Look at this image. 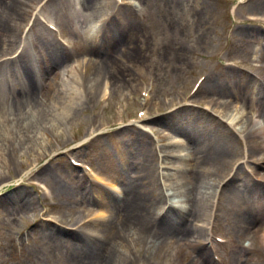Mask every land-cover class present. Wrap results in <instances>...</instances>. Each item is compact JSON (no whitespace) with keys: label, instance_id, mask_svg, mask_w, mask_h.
I'll return each mask as SVG.
<instances>
[{"label":"rangeland","instance_id":"obj_1","mask_svg":"<svg viewBox=\"0 0 264 264\" xmlns=\"http://www.w3.org/2000/svg\"><path fill=\"white\" fill-rule=\"evenodd\" d=\"M37 1L25 0L26 13L19 18L15 43L8 50L0 49V58L11 54L18 37L20 41L25 35L23 54L9 61L14 63L4 69L8 81H2L8 87L4 103L0 101V149L6 159L0 170L4 172L0 177H4L0 181V264H45L46 260L51 264H67L74 248H91L98 245L99 239L101 242L107 239L90 219L100 216H96L97 211L110 209L101 208L100 202L90 195L92 191L108 190L97 181L99 178L73 165L70 158L88 165L121 189L131 179H138L146 194H151L150 185L154 183L165 197L163 189L167 187L163 186L158 155L160 150H171L168 145L173 134L187 144L203 138L205 148L211 147L212 151L220 148L236 163V169L231 171L227 166L209 165V181L201 180L213 189L216 183L232 177L226 186L217 188L220 193L214 207L211 236H207L206 227H196L198 183L192 174L197 171V164L192 158L182 177L184 195L174 199L170 209L162 199L145 205L158 221L172 216L187 227L195 223L194 236L180 239L160 226L157 233L161 238L141 237L135 245L125 242L115 247L116 256L126 255L132 260L130 264H198L202 254L207 264H264L261 240L256 233L249 232L264 231V179L262 183L255 181L264 173V134L257 135L256 123H264V0H165L169 8L166 15L148 5V10L145 5L142 7L146 11L142 15L128 0L124 5L111 0L109 12L96 15L91 21L98 28L97 40L82 34L87 21L83 17L77 21L66 0H43L39 9L45 21L35 10ZM70 4L77 9L81 7L79 0H70ZM126 14L132 25L129 28L124 20ZM248 17L254 21H248ZM48 21L58 34L47 27ZM132 29L137 33L132 37L133 55L113 58L112 71L123 75L121 84L115 85L110 73L107 74L110 80L106 78V67L99 71L95 57L104 58L100 52L109 50L117 37L121 34L127 37ZM58 39L68 47L60 45ZM40 41L55 42L69 56L67 65H80L77 85L82 92L78 113L73 119L67 117L58 122L57 128L38 113L39 108L42 112L50 111L53 96L63 98L60 93L63 82L58 78L61 68L48 61L47 48ZM176 48L182 49V53ZM28 58L33 63L32 74L29 77L15 74L16 68H21ZM84 63L87 64L82 66ZM204 77L192 97L198 80ZM105 81L110 84L108 98H98V93L94 90L93 94L89 86L104 89ZM144 91L146 97L142 95ZM26 94L34 101L26 102ZM210 100L215 103L211 106L214 111L205 109ZM231 109L244 122L241 130L240 126L237 131L232 130L221 118ZM140 111L144 116H138ZM19 121H25L24 128ZM38 131L44 134L46 145L35 140L33 134ZM10 133L13 142L7 144L4 139ZM85 138L87 141L83 142ZM115 142L118 150L111 147ZM146 146L157 149L151 153L150 171L146 168ZM53 148H57L52 151L56 155L46 153ZM41 151L47 155L36 162L28 176L20 179L28 170L27 165L41 157ZM174 160L169 159L171 163ZM33 182L45 185L49 192L33 186ZM160 190L157 188L159 194ZM239 190L244 197L234 202L232 192ZM110 197H116L117 203L122 201L115 192H110ZM204 199L207 204L211 200L210 196ZM108 213L112 217V210ZM44 232L58 234L63 242L43 237ZM217 237L225 244L217 242ZM108 240L106 243L111 241ZM111 246L113 242L108 245ZM68 247L73 248L67 251Z\"/></svg>","mask_w":264,"mask_h":264},{"label":"bare ground","instance_id":"obj_2","mask_svg":"<svg viewBox=\"0 0 264 264\" xmlns=\"http://www.w3.org/2000/svg\"><path fill=\"white\" fill-rule=\"evenodd\" d=\"M42 2L43 0H39L34 4L35 10L38 11V16L40 17V19L42 17V12L39 9L40 7L39 5ZM164 2L165 0H141L140 4L142 7H144V5L147 7L148 5L150 9L152 6H154L157 13L159 12L161 15H166L169 8ZM66 4L67 7L74 9V13H76L77 21H80L82 17L87 21V23L83 27L82 34L91 40H97L98 28L96 25H92L91 21L96 18L95 17L96 15L103 16L106 12H109L110 7L113 6L112 1L111 0H79V4L81 5L79 9L75 8L74 6H71L70 0H66ZM25 7H26L25 0H0V14L4 12L3 16L0 17V49L5 48L6 50H8L15 43V36L18 30V23L20 22L19 18L21 17L22 19V17H24L26 13V10H24ZM29 8L30 6H28V9ZM124 20L129 24L128 28L132 26L130 23V18L127 14L124 17ZM94 24H96V21L94 22ZM91 27H94V30H92ZM100 30H102V23L100 25ZM242 30L246 31L244 29ZM136 34L137 33L133 29L129 31L127 37L121 34L120 37L116 38V43L113 45V47H111L109 50L104 49L103 52H100L102 55L104 54L105 56V57L103 56L104 58H100L99 56L95 57L96 58L95 62L99 71H103V68L106 67L105 68L106 78L110 80L109 77H107V74L110 73L115 79L116 82L115 85H117L118 83L121 84L120 80L123 79V75L119 72H115L114 70L112 71L113 58L114 57H116L115 59L119 57L124 58L125 56L131 57L133 55L135 49L134 47L135 42L132 41V37ZM40 42L42 46L45 45V47L47 48L46 55L48 56V61H50L53 67L61 68L60 69L61 72L58 78L61 82H63L61 83V89H60V93L63 95V98H60L58 96L55 97L53 96L51 102L49 103L50 111L48 113L42 112L43 110L39 108L38 113L40 115V118L43 117L48 120L50 126H52L53 128H57L59 125L58 122L63 121L64 118L67 117L73 119V116H75L78 113L77 110L79 107L78 99H80L79 95H81L80 92H82L80 87H78L77 85V83L80 81L77 73V69L80 68V65H76V64L67 65L69 56L65 54L64 50L55 42L45 41V44L43 41ZM21 44L22 42L19 41V37H18V41L14 51L11 54L2 55L0 58V101L3 103H4L3 95L5 94L8 87V85L3 84L2 82L4 80L8 81V74L4 73V69L6 68L7 65L14 63L9 61L15 60V58H12L11 56L18 53ZM95 44L97 45L98 43H96L95 41ZM95 47L99 48L98 46ZM176 50L179 53L180 52L182 53V49L176 48ZM21 54L22 53H20L19 55L21 56ZM86 64L87 63H84L82 66H85ZM32 66L33 63L30 62L28 58L26 62L21 65V68H16L15 74L22 73V75L29 77V75L32 74L30 73ZM105 74L102 78H105ZM102 86H103V81H102ZM89 90L93 94L95 90L98 93V98L105 93L103 87L98 89L96 85L89 86ZM24 98L26 102L34 101V98H32L30 94L24 95ZM68 99H70L69 102L67 101ZM214 104H215L214 101L210 100L205 103V108L214 111L211 108V106H213ZM234 111H235L234 109H231L228 113L226 112V114L221 115V118L226 120L223 122H226L228 126H231L232 130L234 129L235 131H237V129H239V126L241 130L243 128L244 122H241L243 120H241V117L239 115H236ZM19 122H20V126L24 128L25 121H19ZM239 122L240 124L238 125ZM257 128L258 130L260 129L259 124H257ZM28 129L26 128V131H28ZM260 133L262 132H259V135ZM33 136L35 137V140L42 143H44L46 139L44 138V134L41 131L34 132ZM4 140L7 144H11L13 142V135L10 133ZM86 141L87 138H85L83 142ZM44 145H46V143H44ZM111 147H113L116 150L119 149V146L116 142L111 143ZM54 149L57 148H53L47 151L46 153L50 154ZM168 149L171 150L169 152H164L160 150L158 155L159 157L158 168L161 172L175 171V173L172 174L162 173L163 186L168 188V189L167 188L163 189L165 191V197H162L163 192L162 189L160 190L159 185L154 186V183L153 185H150L151 194L150 195L146 194L143 191L144 186L142 185L141 180L138 179L135 180L131 179L128 183L125 184V188L123 189L119 188L118 184L110 182L106 184L107 188L105 187V189H107L109 192L108 191L103 192V190L100 188H99L100 189L99 192H94V191L91 192L90 197L93 200L100 202L102 206L101 208H109L113 212V214H111L112 215L111 217L109 216L108 213V211L110 210L106 212L104 210H101V212L97 211L96 216L100 215L98 217L99 219L97 217H92L90 219V221L96 224L94 225L95 227L100 228L99 231L101 233V236L107 239L104 242H101L102 240L99 239L97 241L98 245H93L91 248H85V247L83 249L79 247L74 248L75 251L69 257H67L68 260L67 264H130V261L132 260L129 259V257L127 259L126 255L124 257H122L121 255L116 256L115 254L116 246L120 247L125 242L135 245L137 239L141 237L148 238L149 240L152 239L158 240L156 238L159 237L161 238V235L160 233H157V227L159 228L160 226H162L161 227L162 230L168 229V231L175 233L180 239L188 240L189 238H192L194 236L193 234L195 233V230L197 228H199L200 226L210 225L212 223L213 212L210 211L209 209H211L210 205H212L211 203L213 198L215 200L217 196V189H216L217 183L216 185H214L212 189V187H210L208 183L202 182L201 180L203 178L204 180L209 181L210 174L209 171L207 170V167H209V165L214 164L217 168H225V166H227L228 168H230L231 171V169L233 170L235 168L236 163L230 160L231 157L229 153L227 154L226 152H224V150H221L220 148L213 149V151L211 147L205 148L203 145V138L202 141L200 142L196 140H191V142L190 143L188 142L187 144V142L184 139H182L179 135L173 134L172 140L168 145ZM36 150H40L39 147H37ZM146 150H147L145 155L146 163H147L146 168L148 171H150L149 166L151 163L150 160L151 153L156 152L157 149L155 150L149 149V147L146 146ZM2 151L3 150L0 149V170L2 169V166L6 164L5 162L6 159ZM104 151L107 152V149H105ZM216 152L218 153L216 154ZM39 153L42 154L43 151ZM46 153L42 154L41 157L36 161L29 163L27 165L28 171L23 172L21 174L20 179L25 178L29 174V172L35 169L36 162H38L45 155H47ZM170 158L175 159L174 162L171 163V161H169ZM192 158H194L193 161L197 164L196 166L197 171H194V174H192L195 180L197 178V183H198L197 196L195 198L197 199V213L195 214L196 218L198 219L196 221L198 222L196 223L197 228L195 227V223H193L192 227H187L186 225L178 222L177 219L173 218L172 216L165 217L163 220L158 221V219H156L150 213V210L147 208L145 204L148 201L157 202L160 199H162L164 201V205L167 206L168 209H170L171 208L170 206L174 198L183 196L184 193L186 192V188L182 184V179H183L182 177L187 172L189 166L188 161L192 160ZM25 163L27 164L28 160H26ZM156 163H157V158L155 160V167H156ZM3 174L4 172L0 173V177ZM192 176L191 178H193ZM261 178L264 179V174L261 176ZM2 179H0V181ZM156 182L158 183L157 177H156ZM157 188L160 190V194L158 193ZM168 190L170 191L171 194L168 192ZM250 190L251 188L249 189V191ZM110 191L118 192L119 193L118 196L122 199V201L117 200L119 202L117 203L115 201V199H117L116 197L115 198L110 197ZM106 195H108L109 197L107 198ZM209 196L211 200L207 204L204 198ZM231 197L234 202H239L240 200L243 199L244 193L242 190L233 191ZM245 204H247L246 200H245ZM206 207L208 208L207 210L208 214H206L207 213ZM203 218L205 219L208 218L206 223L202 222L201 219ZM254 232L257 234L260 233L259 239L261 240V243L264 247V231L258 229ZM43 237H49L54 240H59L61 243L63 242V238H61L58 234H51L48 232H44ZM108 239L111 241L109 243H106ZM112 242L114 246H111L109 248L108 245L111 244ZM72 248L73 247H68L67 251H70ZM197 262L198 264H207L206 259L203 258V254L199 256ZM45 264H51V261L46 260Z\"/></svg>","mask_w":264,"mask_h":264}]
</instances>
